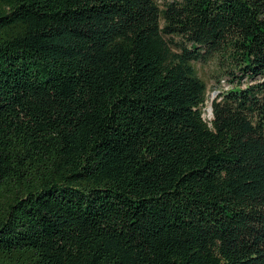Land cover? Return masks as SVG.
Returning a JSON list of instances; mask_svg holds the SVG:
<instances>
[{
    "label": "trees",
    "instance_id": "obj_1",
    "mask_svg": "<svg viewBox=\"0 0 264 264\" xmlns=\"http://www.w3.org/2000/svg\"><path fill=\"white\" fill-rule=\"evenodd\" d=\"M0 264H264V0H0Z\"/></svg>",
    "mask_w": 264,
    "mask_h": 264
},
{
    "label": "rangeland",
    "instance_id": "obj_2",
    "mask_svg": "<svg viewBox=\"0 0 264 264\" xmlns=\"http://www.w3.org/2000/svg\"><path fill=\"white\" fill-rule=\"evenodd\" d=\"M157 1L161 2V0ZM195 66L198 76L207 84V99L202 114L205 119L209 120L212 116L209 111L212 99L217 96L221 89H226L230 85V82L227 77H218L220 73L217 72L213 62L206 64L196 63Z\"/></svg>",
    "mask_w": 264,
    "mask_h": 264
},
{
    "label": "water",
    "instance_id": "obj_3",
    "mask_svg": "<svg viewBox=\"0 0 264 264\" xmlns=\"http://www.w3.org/2000/svg\"><path fill=\"white\" fill-rule=\"evenodd\" d=\"M209 111L212 113V109H211V106L209 107Z\"/></svg>",
    "mask_w": 264,
    "mask_h": 264
}]
</instances>
